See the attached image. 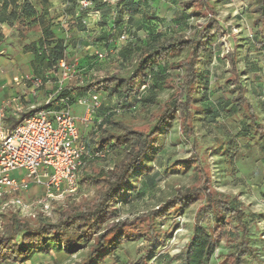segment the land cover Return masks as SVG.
<instances>
[{
  "label": "trees",
  "instance_id": "obj_1",
  "mask_svg": "<svg viewBox=\"0 0 264 264\" xmlns=\"http://www.w3.org/2000/svg\"><path fill=\"white\" fill-rule=\"evenodd\" d=\"M78 1L69 0L72 3L70 10L79 18L94 12L101 15L100 25L106 29L95 39L101 43L99 51H118V46H114L112 42L125 34L122 32L124 15L131 17L136 13L138 5L133 0H117L112 5H107L103 0H89L92 6L80 9ZM172 1L184 8L199 7L209 15L207 22L190 34L174 32L162 36L158 31H148L145 43L138 41L129 49L134 54V63L128 75L112 73L91 76L79 85L66 86L60 95H66L70 104H74L78 97H83L88 92L98 93L115 102V107L104 111L102 117H92L91 130L83 135V141L89 150H107L104 159L88 160L80 173L79 185L95 186V197L90 202L57 211V218L53 223L39 218L35 225L31 226L11 214L0 231V264L6 261L13 264L23 263L33 252L48 254L51 248L67 256L87 250L83 261L72 264H102L120 243L136 240L145 242L144 251L138 258L126 260L122 264H148L147 260L152 256L153 249L160 246L164 240L160 234L162 227L172 220L174 215L182 213L198 201L200 204L194 214L191 236L175 255L173 264H208L221 243L228 247L223 256L224 264H245L247 258L257 259L256 249L250 243V229L244 210L237 205L235 197L217 192L212 187L209 168L201 159V147L193 127L194 92L199 81V62L210 38L220 34V25L209 0ZM0 4L5 8L4 0ZM254 12L258 22L264 25V0H255ZM2 21L0 18V22ZM258 45L264 46V43L258 42ZM58 47L56 45L54 52L49 55L42 52L35 55L41 63L46 64L47 71L62 58V50ZM129 50L124 49L120 56L125 53L129 56ZM181 54L184 55L179 61H169ZM93 58L96 62L100 61L95 56ZM226 58L232 76L227 82L236 88L231 91L230 102L241 112L245 129H242L239 135L246 137V132H250L264 156V125L258 121L253 107L247 100L234 50L229 52ZM159 65H167V70L177 68L182 72L181 81L169 85L174 91L164 103L162 111L144 130H137L115 120L113 114L117 108L133 113L138 107H147L155 102V93L159 87L157 81L167 85L169 80L168 76L157 71ZM33 75L42 78V75ZM30 114L31 112L20 113L17 118L8 116L5 118V126L14 129ZM173 121L178 124L182 141L188 143L192 149L188 161H194L201 175V182L177 190L157 209L135 217L132 221H117L104 227L105 223L116 218L118 204L127 203L140 193L136 192V183L135 186L132 185L131 176L135 171H138L137 176L150 172L152 165L146 163V158L163 148ZM224 140L231 147L228 152L225 151L227 162L231 163L237 154L238 144L235 137L226 135ZM216 143L221 145L223 140H216ZM114 155L120 157L112 170L106 173L91 172L97 162Z\"/></svg>",
  "mask_w": 264,
  "mask_h": 264
},
{
  "label": "rangeland",
  "instance_id": "obj_2",
  "mask_svg": "<svg viewBox=\"0 0 264 264\" xmlns=\"http://www.w3.org/2000/svg\"><path fill=\"white\" fill-rule=\"evenodd\" d=\"M110 1L115 3L116 0ZM133 1L138 5L136 13L131 17L124 15L123 18L122 32L128 35V41L118 43V51H107L100 62L94 65L95 77L112 73L128 75L134 63V54L129 49L138 41L145 43L148 31H158L162 36L174 32L190 34L199 30L209 18V15L199 7L184 8L172 0ZM209 5L216 13L215 18L221 31L219 35L210 38L199 62V81L195 87L193 104L194 133L201 147V159L209 168L212 187L217 192L235 197L237 205L244 210L250 229V243L257 253L256 260L247 258L245 264H264V156L250 132L245 131L246 137L239 135V132L245 129L241 112H238L230 102L231 91L236 88L227 82L232 76L226 58L227 54L234 50L247 100L253 107L258 121L264 125V46L258 45V42L264 43V25L258 22L257 14L254 12L255 0H209ZM124 49L129 50V56H126L127 53L120 56ZM77 54L66 55V63L79 70L85 65L80 61L92 57L90 54ZM183 55L169 61L177 62ZM166 66L159 65L156 68L160 74L168 76L169 80L167 85L157 81L159 87L155 93V102L147 107H138L133 113L117 108L118 111L113 114L115 120L137 130L146 129L154 121L174 91L169 85L179 83L182 78L180 69L167 70ZM54 74H57V71ZM75 75L76 81H79L81 73L77 72ZM73 82L71 87L75 85ZM101 100V107L93 112L92 117H102L104 111L115 107L113 100H108L104 96H101ZM71 113L79 117L83 111L73 107ZM92 121L87 126L79 127L82 136L89 132L93 125ZM226 135L230 138L235 137L238 144L237 154L231 163L227 162L225 154V151L231 149L230 144L224 140ZM216 140H223V144L218 145ZM191 155L192 149L188 143L182 141L178 124L173 121L163 148L146 158V163L152 165L150 172L137 176L138 171H135L131 176L132 185L135 186L136 183V192L140 193L133 196L129 202L118 204L116 218L109 220L104 227L117 221H132L135 217L157 209L177 190L198 185L201 182V175L194 161H188ZM119 157L120 155L109 156L106 160L97 162L91 172L106 173L112 170ZM96 192L95 186L78 185L75 193L66 194L54 202L51 214L46 217L36 212L37 217L32 219L9 209L5 214H0V231L11 214H15L31 226L35 225L39 218L53 223L56 221L57 211L90 202ZM199 204L198 201L182 213L174 215V218L162 227L160 234L164 240L160 246L153 249L152 256L147 260L148 264L174 263L175 255L181 251L191 236L194 214ZM144 247L145 242L141 240L120 243L102 264H122L126 260H134L142 254ZM227 251V245L221 243L208 264H224L223 256ZM50 252L53 253L35 262L39 264H52V260L56 264L81 262L85 259L87 250L72 256L59 255L58 252L55 253L54 248H51Z\"/></svg>",
  "mask_w": 264,
  "mask_h": 264
},
{
  "label": "built area",
  "instance_id": "obj_3",
  "mask_svg": "<svg viewBox=\"0 0 264 264\" xmlns=\"http://www.w3.org/2000/svg\"><path fill=\"white\" fill-rule=\"evenodd\" d=\"M78 5L80 9H87L92 2L79 0ZM127 39L122 34L112 43L118 46ZM105 53L98 50L94 56L101 60ZM74 68L65 59L50 68V73L57 71L58 74L55 89L40 110L31 112L14 129L5 126L6 106H0V214L12 209L32 219L37 217L36 212L49 216L54 202L76 192L85 163L106 157V149L87 148L79 128L90 124L93 112L101 107V96L88 92L74 104H70L66 95L60 96L80 72ZM13 82L29 83L34 92L43 86V79L31 73L15 77ZM73 105L83 108L79 117L71 113ZM32 186L41 188L42 193L29 197Z\"/></svg>",
  "mask_w": 264,
  "mask_h": 264
},
{
  "label": "crops",
  "instance_id": "obj_4",
  "mask_svg": "<svg viewBox=\"0 0 264 264\" xmlns=\"http://www.w3.org/2000/svg\"><path fill=\"white\" fill-rule=\"evenodd\" d=\"M4 1L5 8L0 4V18L3 19L0 22V106H6V117L17 118L20 113L40 110L42 103L56 85L58 74L47 71L46 64L36 58V53L49 55L58 45L62 50L61 59L65 61L66 55L72 53L90 54L92 59L80 61L85 65L80 67L79 73L84 72L79 81L75 79L73 82L75 85L81 84L94 75L95 70L92 65H96L97 62L93 56L101 45L95 39L106 28L100 25L102 20L98 12L84 18L72 13L70 10L72 3L69 0ZM103 1L107 5L114 3L110 0ZM29 73L42 75L41 90L34 92L29 83L14 84L15 77L21 78ZM73 107L83 111L78 105ZM41 193V188L32 186L28 196L34 197ZM49 253L53 252L49 251ZM49 253L33 252L25 262L14 264H39L35 261L48 257ZM58 254L63 255L62 252ZM52 262L56 264L53 260ZM3 264L13 263L6 261Z\"/></svg>",
  "mask_w": 264,
  "mask_h": 264
}]
</instances>
